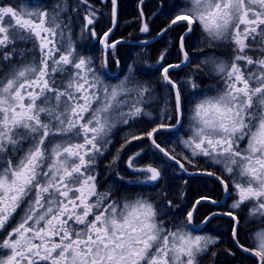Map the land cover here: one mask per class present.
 Wrapping results in <instances>:
<instances>
[{
    "label": "snow or ice",
    "instance_id": "snow-or-ice-1",
    "mask_svg": "<svg viewBox=\"0 0 264 264\" xmlns=\"http://www.w3.org/2000/svg\"><path fill=\"white\" fill-rule=\"evenodd\" d=\"M117 6L111 0V27L101 38L90 0H57L51 8L0 2V264H202L209 252L216 255L218 236L198 233L194 223L197 206H226L211 195L188 210L163 191L154 198L99 190L98 165L113 130L152 118L148 109L158 100L131 66L118 84L101 78L119 43L109 41ZM81 7V36L97 39L105 53L99 67L71 37L69 13ZM168 15L158 35L181 25L184 32L177 38L179 62L161 63L167 49L157 60L164 106L150 130L124 137L107 167L127 145L147 139L153 159L140 162L148 155L143 148L128 156L135 177L129 183L158 186L171 168L161 156L184 173L192 165L214 177L232 203L227 211H209L201 223L228 218L233 244L264 264V0H184ZM197 28L203 59L186 78L173 79V71L192 65L186 39ZM140 31H150L146 21ZM201 74L217 83L201 90ZM186 104V137L163 146L161 132L184 127ZM201 159L208 167L198 166ZM242 220L261 225L251 244L241 243Z\"/></svg>",
    "mask_w": 264,
    "mask_h": 264
},
{
    "label": "flooded vegetation",
    "instance_id": "flooded-vegetation-1",
    "mask_svg": "<svg viewBox=\"0 0 264 264\" xmlns=\"http://www.w3.org/2000/svg\"><path fill=\"white\" fill-rule=\"evenodd\" d=\"M23 1H26L27 4L30 3V0ZM23 1H21V3H23ZM34 2L38 3L40 6H47V4L45 3L40 4L39 0H34ZM154 2H156L158 6H154ZM106 3L110 4L111 6V0H106ZM183 3L184 0H177V2L176 0H172V2L167 7L169 9H172L174 5H182ZM149 6H152L151 10H149ZM164 7V2L160 0H144L143 4H141V2L139 1V17L137 20L138 25L135 28L136 36L132 39L124 38V40L135 41L136 43H121L129 46L131 45V47H134L135 52L134 54H129L128 51L130 50V48L127 49L125 48L126 46H124L123 48L121 47V49L119 50V57H116L114 54V58H112L110 55L108 67L105 68L107 73L103 75L105 80H114L115 77L119 75L121 77L129 76V67L131 66V68L134 70L132 75L137 81L151 85L152 88L155 90V94L162 96L167 95L165 86L161 82V73L159 71L160 64L157 63V60L161 53L164 52L165 49H167L165 61L161 63L179 62L181 56L177 38L184 32V28L182 27V25L173 26V29L169 31L166 35H158V33L162 29L167 27L169 23L168 13L170 12V10L165 9L166 11H164ZM141 9L144 13L143 17L140 16ZM161 14L164 15L160 16ZM144 21L149 24L150 31L148 33L140 31V28ZM128 25L129 23H124L123 25H121L122 29L125 32ZM97 27L98 22L95 25L98 34L99 29ZM109 41L114 42L115 40H112L110 37ZM144 41L148 42L147 45L143 43ZM76 45L78 47L82 46L84 48V55L92 57L95 62L97 59L101 60L102 55L105 54L102 49L101 53L96 54L95 48H89V43L80 45L77 43ZM119 45H117V47H119ZM201 46L202 36L199 28H197L196 32L194 34H189L186 39V50L192 57V65L187 68H184L183 70L173 71V79L181 80L183 78H186V76L191 72L192 68L196 64H198L201 59H203V53L199 51ZM109 51L111 53L113 50ZM204 51L206 53L216 52L219 55L222 50L205 48ZM98 55L99 57H96ZM116 60L119 61V65L116 64ZM116 68L117 70L115 71ZM198 82L200 83L201 90H207L210 85L217 83L215 79H211L207 75L203 74L200 75ZM185 93L186 95H189V90L185 89ZM190 107V105L186 104V117L183 128H180L178 132L174 130V134L169 132H161L159 134V142L163 146H167L169 148L175 147L181 137H186V134L188 132L187 114L188 109H190ZM137 125V127H130L132 129L127 126L119 129V132L121 133H119L118 137L115 139L119 142L118 149H120V146L124 141V137L128 136L130 133H143L150 130L153 126L151 121L149 122V124L141 122ZM140 148H143L145 153H148V155L140 161L141 163L153 159V157L151 156L153 149L150 147V142L147 139H143L140 141H133L131 144L127 145V147L124 148V150L121 152V160L117 162V164L112 168H108L107 165L110 161L109 158L111 154V147L109 148V151L105 153V156L101 157L98 165L99 190L104 191L107 188L111 187L114 191L116 189H119L120 194L128 195H135L137 192L142 191L144 195L151 196L154 198L157 197L158 193L163 191L167 193L169 199L179 205L180 209L187 208L188 210L192 209L194 201L199 196L211 195L213 198L217 199L218 201H221L222 205L226 206L222 207L204 203L203 205L197 206V211L194 213V223L198 226L196 231L200 234L218 236L219 238L217 244L212 247V251H214L216 255L212 256L211 252H209L202 258V264H220L225 254L230 255V257L235 259L234 264H256L255 259L253 257L249 256L247 253L241 252L233 244L230 231L231 225L229 223L228 218L217 215L211 221V223H201V221L209 213V211H227L228 206H230L232 203V200L224 194L218 181L214 177L208 176L206 174H194L197 173V170L196 167H193L192 165H186L189 168V173L191 174L184 173L183 171L179 170L171 161H167L161 156V160H164V165H171V168H169L165 180L159 182L158 186L151 184L138 185L135 183H129V181H134L135 177L131 174V171L126 167L125 161L127 160L128 156L132 155ZM180 150V148H177V151ZM198 166L205 168L208 167L206 164H204L202 159L200 160V165ZM119 176H123L124 180H120ZM185 181H187V183H185ZM241 215L246 216V212L241 213ZM258 227H261V225L250 224L242 220L240 227L241 243L251 244L250 234L254 229ZM232 253H234V255Z\"/></svg>",
    "mask_w": 264,
    "mask_h": 264
},
{
    "label": "trees",
    "instance_id": "trees-1",
    "mask_svg": "<svg viewBox=\"0 0 264 264\" xmlns=\"http://www.w3.org/2000/svg\"><path fill=\"white\" fill-rule=\"evenodd\" d=\"M6 3H8V1L10 0H3ZM57 0H41V4L45 3L47 4V6L49 8H51L52 6H54V3ZM140 0H118V5H119V10H118V17H119V22H118V26L116 28V30L114 31V33L112 34V38L113 40L116 39H132L133 37L136 36V26L138 25L137 20L139 17L138 14V3ZM164 2V11L166 10H171L169 9L167 6L172 2V0H160ZM77 2V0H68V4L69 5H75ZM177 2V0H176ZM90 3L93 4L95 6V8L98 10L99 18H98V34L102 35L104 31H107V29L109 27H111V15H110V10H111V6L108 3H101L100 0H90ZM155 5L154 6H158V4L156 2H154ZM150 4V3H149ZM152 9V6H149V10ZM166 9V10H165ZM82 11L83 8L81 7L79 12H70L69 14H71L73 17L76 18L77 22L79 23V25L82 23ZM164 14H161L160 16H162ZM124 23H129V25L127 26L126 32L122 29L121 25H123ZM78 25V24H77ZM96 44H92V48L96 50V52L98 51V48L95 46ZM124 46H126L125 48H130V50L128 51L129 54L133 53L134 54V47H131V45H125V44H120L119 47L116 48L114 54L116 57H119V50L121 49V47L123 48ZM132 54V55H133ZM234 258L230 257V255H224L222 258V262L220 264H234ZM247 264V263H246Z\"/></svg>",
    "mask_w": 264,
    "mask_h": 264
},
{
    "label": "rangeland",
    "instance_id": "rangeland-1",
    "mask_svg": "<svg viewBox=\"0 0 264 264\" xmlns=\"http://www.w3.org/2000/svg\"><path fill=\"white\" fill-rule=\"evenodd\" d=\"M21 1H23V0H10V1H8V3H12V2L21 3ZM0 2L7 4L3 0H0ZM56 2L57 1H55V3ZM23 3L27 4L26 1H23ZM30 3L32 4V6L39 5L38 3H36V2H34L32 0H30ZM39 3L41 4V2H39ZM55 3H54V5H55ZM67 3H68V0H67ZM69 15H71V14H69ZM82 15H83V11H82ZM71 17L73 18V21H72V24H71V37H72L73 41L75 42V44L78 43L80 45V44L89 43V48H92V44L96 43L95 46L98 48V51H97L96 54L101 53V48L102 47H101V44L98 43L97 39L89 38L87 32H85L84 35L81 36V28H80L79 23L77 22L75 17H73L72 15H71ZM76 37H78V38H76ZM99 37H101V35ZM80 47L77 46V51H79L80 53H82L84 55V52H83L84 48L82 46H80ZM96 57H99V55L96 56ZM100 63H101V60L97 59L96 60V65L98 67H99ZM116 70H117V68L115 69V71ZM105 72H106L105 68L101 69V78L107 84H112V85L118 84L120 81H122L126 77V76L121 77L119 75V76L115 77L114 80L107 81V80H105V78L103 76L105 74ZM155 95L157 96L158 100L156 102H154L152 107H150L148 109L152 113V118H149L148 116L141 117L137 121L133 122L131 127H137L138 126L137 124H140L141 122L149 124L150 121L152 122V119H157L158 120L160 111H161V109L164 106V98H165L166 95H163V96L162 95H158V94H155ZM122 127H126V126L120 125L116 129L113 130V133H112V144L109 146V148L111 147V154H110L109 160L112 159V155L115 154L117 152V149L119 148V142L116 141L115 139L118 137V134L121 133V132H119V129L122 128ZM130 129H132V128H130ZM120 155H121V153H120Z\"/></svg>",
    "mask_w": 264,
    "mask_h": 264
},
{
    "label": "water",
    "instance_id": "water-1",
    "mask_svg": "<svg viewBox=\"0 0 264 264\" xmlns=\"http://www.w3.org/2000/svg\"><path fill=\"white\" fill-rule=\"evenodd\" d=\"M102 1L105 2V0H102ZM117 5H118V3H117ZM117 24H118V6H117ZM117 24H116V26H117ZM116 26L113 28L112 33L114 32ZM112 33H111V34H112ZM111 34H110V35H111ZM118 41H119L118 44H120V43H131V41H128V40H118ZM194 174H200V173H194Z\"/></svg>",
    "mask_w": 264,
    "mask_h": 264
}]
</instances>
